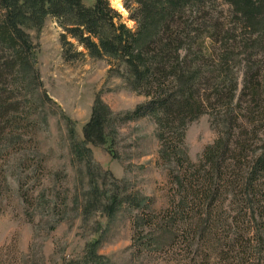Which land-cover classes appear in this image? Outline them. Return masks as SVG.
<instances>
[{
  "label": "rangeland",
  "instance_id": "obj_1",
  "mask_svg": "<svg viewBox=\"0 0 264 264\" xmlns=\"http://www.w3.org/2000/svg\"><path fill=\"white\" fill-rule=\"evenodd\" d=\"M78 1L92 5V0ZM107 1L133 30L124 1ZM151 1L156 0H125L132 11L139 2L149 6ZM159 1L166 7L184 4L183 19L196 16V0ZM208 1L205 10L223 29L213 74L210 66L201 71L212 74L210 84L234 80L237 87L229 110L214 108L187 123L181 149L193 165L206 147L226 136L225 121L239 113L237 98L247 90L248 77L257 74L264 80V0ZM183 25L194 30L186 19ZM24 31L31 57L21 74L24 83L14 89L22 93L26 116L13 125L16 132L0 135L7 183L0 198V254L12 245L17 264H184L180 232L185 221L173 219L178 213L168 214L185 207L183 191L175 186L179 169L171 157L161 156L154 119L131 117L147 101L133 91L134 68L113 56L91 58L80 46L81 60L65 61L59 39L63 29L51 16L34 18ZM181 53L186 56V49ZM259 141L264 145V126ZM232 201L227 197L223 211L236 217ZM241 205L243 230L258 231V213L246 201ZM239 238L242 262L264 264V235L257 233V244ZM0 260L16 264L6 255Z\"/></svg>",
  "mask_w": 264,
  "mask_h": 264
},
{
  "label": "trees",
  "instance_id": "obj_2",
  "mask_svg": "<svg viewBox=\"0 0 264 264\" xmlns=\"http://www.w3.org/2000/svg\"><path fill=\"white\" fill-rule=\"evenodd\" d=\"M123 1L135 23L133 30L120 22V15L107 0H92L88 7L78 0H0V135L5 130L16 132L13 125L18 126L17 121L26 116L22 93L14 89L24 83L21 74L31 57L24 29L34 18L51 16L63 29L59 39L65 61L81 60L84 54L76 50L80 46L91 58L113 56L134 68L133 91L147 101L131 117L154 119L161 156L171 157L179 169L175 186L183 191L185 207H175L168 214L178 213L173 219L185 221L180 232L186 246L184 264H245L239 237L257 244V233L264 235V145H258L264 126V80L257 74L248 77L247 90L237 98L239 113L225 121L226 136L206 147L201 161L193 165L181 149L187 123L214 108L229 110L235 101L234 80L210 84L209 79L216 66L215 46L223 26L205 10L208 0H196V16L185 18L193 24L192 31L184 29L182 3L166 7L159 0L149 2V6L139 2L132 11L127 0ZM184 48L186 56L181 55ZM203 66L212 68L209 77L201 71ZM4 164L0 161V198L7 191ZM229 196L236 217L223 211ZM244 201L258 213V231L243 230ZM234 232L238 238L231 236ZM175 245L173 241L171 246ZM14 247H4L0 258L6 255L11 263H19ZM0 264L8 263L0 260Z\"/></svg>",
  "mask_w": 264,
  "mask_h": 264
},
{
  "label": "bare ground",
  "instance_id": "obj_3",
  "mask_svg": "<svg viewBox=\"0 0 264 264\" xmlns=\"http://www.w3.org/2000/svg\"><path fill=\"white\" fill-rule=\"evenodd\" d=\"M117 1H119V0H117ZM116 6L119 7L117 3H116Z\"/></svg>",
  "mask_w": 264,
  "mask_h": 264
}]
</instances>
